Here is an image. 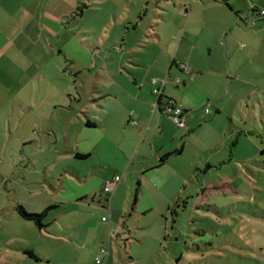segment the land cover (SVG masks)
<instances>
[{
	"label": "rangeland",
	"instance_id": "obj_1",
	"mask_svg": "<svg viewBox=\"0 0 264 264\" xmlns=\"http://www.w3.org/2000/svg\"><path fill=\"white\" fill-rule=\"evenodd\" d=\"M93 5L81 0L65 18L73 38L61 75L48 67L50 78L19 89L23 103L17 100L0 111V264H98V258L101 264H264L263 22L247 25L249 36L228 33L213 48L203 38L196 57L204 73L191 86H174L182 107V90L188 88L200 122L197 130L188 133L165 117V130L153 125L136 152L127 146L133 139L127 129L130 111L123 112L136 104L133 95H105L119 76L115 62L123 54L115 44L100 42L103 31L94 20L103 17L111 23L135 16L140 8L143 14L145 7L152 14L160 8L163 15L166 0ZM156 18L158 23L161 17ZM123 35L117 31L120 44ZM106 51L114 53L111 79L103 62ZM182 75L189 82L190 75ZM173 78L182 81L181 75ZM119 82L129 85L124 76ZM217 103L223 111L216 118ZM67 115L85 122L89 116L106 117L109 123L90 129V140L83 132L75 143L78 137L51 128ZM58 126L62 128L61 121ZM159 139L173 153L167 151L169 161L155 167ZM183 141L184 150L177 153ZM78 144L96 145L94 154L71 156ZM116 175L118 187L107 194L103 184ZM19 204L31 212L52 205L43 220L46 226L26 219ZM102 247L108 255L100 254Z\"/></svg>",
	"mask_w": 264,
	"mask_h": 264
},
{
	"label": "crops",
	"instance_id": "obj_2",
	"mask_svg": "<svg viewBox=\"0 0 264 264\" xmlns=\"http://www.w3.org/2000/svg\"><path fill=\"white\" fill-rule=\"evenodd\" d=\"M79 1L81 2V0H0V111L5 105H15L17 100L22 102L23 98H19V89L25 90L28 83L31 85L35 80L50 78L51 76L46 74L48 67H51L54 75H61L63 59L69 57L67 43L73 38V27L65 21V18L76 9ZM107 1L90 0L92 6L95 3L96 6H101ZM234 3L232 0H203L202 2L200 0H166L167 9H164L163 15L158 14L162 12L160 8L152 14L145 7L143 14L140 8L139 14L136 13L132 17L126 15L111 23H104L103 17L94 20L98 30L103 31V35L99 36L100 42H104L103 45L106 46L109 41L116 45V49L121 48L123 55L118 56L119 59L115 63L118 66V75L126 77L129 81V85L123 87L119 82V76L114 77L110 67L114 53L108 55L106 51L103 55L104 66L109 72L110 79L111 77L115 79L112 86L106 88V97L119 99L125 94H130L136 101L135 105L129 104L128 110L123 109L126 114L130 111L127 129L130 130L129 135L133 136V139L127 145L129 148L135 147L138 152L146 142L148 132L153 125L157 129L163 127V132L165 126L169 124L167 121L169 117L163 111V105L160 104L157 107L154 105L159 100L158 94V96L153 95L156 94L154 90L162 87L163 98L168 97L178 102L176 96L180 94L179 86L181 84L186 86L187 83L191 86V81L196 80V75L204 73L201 61L196 57L197 50H201L200 43L204 37L207 39L206 42L208 41L207 45L213 48L214 43H221V38L228 33L245 37L252 32L246 28L247 25L256 26L263 22L262 26H264V14L261 13L264 10V0H234ZM109 13L111 11L105 12V18ZM156 17H161L158 23H155ZM92 29L93 27L89 35H92ZM117 31L125 32L122 44L117 40ZM125 58L131 60L127 61ZM120 61L127 67L125 69L129 75L122 71ZM182 64H186L188 69L184 70L181 67ZM183 73L190 75L189 82L186 81ZM130 75L134 77L135 86L131 84ZM177 75L182 77L179 83L175 81L176 78H173ZM155 79L156 82H154ZM164 79H166L165 84L162 82ZM187 90L188 88L182 90V101H180L183 107L187 108L185 119L189 122L186 128L188 133H191L197 130L196 125L200 122L195 121L198 118L193 111L195 104L189 99ZM112 105L116 106L115 103ZM216 109L218 110L217 118L223 110L219 103L216 104ZM189 113H192V118ZM88 118L85 122L81 116H59L57 124L51 125V128L68 133V137L70 135L74 138L78 137L75 143H79L83 132H87L86 137L90 140V129L109 123L106 117L100 121L91 120L90 116ZM60 121L62 128L58 126ZM79 121L82 124L76 127ZM170 133H173L175 138L176 131ZM161 141L162 139H159L158 142L159 157L166 154L170 156L172 150H167L166 142ZM57 142L59 143L58 139ZM236 142L239 143L238 137ZM184 143L185 141L181 148L175 145L174 149L177 148L175 150L177 153L183 152ZM122 147H124L123 144ZM95 148L96 145L81 148L78 144L70 150L71 156L88 158L94 154ZM263 149L264 146L261 151ZM169 156L163 162L160 159L155 167L168 162ZM83 177L86 178L88 175ZM102 183L99 181L100 185ZM109 197L110 195L106 197V201Z\"/></svg>",
	"mask_w": 264,
	"mask_h": 264
},
{
	"label": "built area",
	"instance_id": "obj_3",
	"mask_svg": "<svg viewBox=\"0 0 264 264\" xmlns=\"http://www.w3.org/2000/svg\"><path fill=\"white\" fill-rule=\"evenodd\" d=\"M262 14H264V10L261 11ZM250 22H253L252 20H249ZM181 67L185 70L188 69V66L186 64H182ZM157 80L155 79L154 82H156ZM176 82H180L181 80L178 78L175 80ZM163 84L166 83V79H164ZM155 93H157L159 95V100L158 103H156L155 107H157L158 105L162 104L163 105V111L165 112V114L170 117L175 123H177V125L179 127H186V119H185V109L179 105L176 101L172 100L171 98H163L162 97V87L160 88H156L154 90ZM120 182V177L118 175H116L113 179L107 181L105 183V192L107 194L113 193L116 189V187L118 186V183ZM103 221H108V218L106 216L103 217ZM115 232L111 231V235L114 236ZM100 254L104 255V254H109V251L102 247L100 249ZM96 263L101 264L102 260L101 258H98L96 260Z\"/></svg>",
	"mask_w": 264,
	"mask_h": 264
},
{
	"label": "trees",
	"instance_id": "obj_4",
	"mask_svg": "<svg viewBox=\"0 0 264 264\" xmlns=\"http://www.w3.org/2000/svg\"><path fill=\"white\" fill-rule=\"evenodd\" d=\"M224 1H226V0H224ZM262 151H264V149ZM168 156H169V154L162 156L160 158L161 161L163 162L164 160H166ZM51 207H52V205L48 206L47 208H45L41 212H31V211H28L22 204H19L17 206V210H18V212L23 214L26 219L33 221L39 228H44L46 226V224L43 223V220L46 217V215H47V213ZM28 252L32 256H35V254L32 251H28ZM35 257L37 258V256H35Z\"/></svg>",
	"mask_w": 264,
	"mask_h": 264
}]
</instances>
